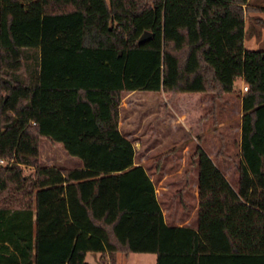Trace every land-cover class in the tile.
Instances as JSON below:
<instances>
[{"label":"trees","instance_id":"trees-1","mask_svg":"<svg viewBox=\"0 0 264 264\" xmlns=\"http://www.w3.org/2000/svg\"><path fill=\"white\" fill-rule=\"evenodd\" d=\"M23 1L26 12L11 9ZM247 3L0 0V264H88L87 253L264 264V50L243 46ZM237 78L247 90L236 189L196 147V229L169 226L118 129L122 97L220 98ZM42 139L80 167L41 166Z\"/></svg>","mask_w":264,"mask_h":264},{"label":"rangeland","instance_id":"rangeland-1","mask_svg":"<svg viewBox=\"0 0 264 264\" xmlns=\"http://www.w3.org/2000/svg\"><path fill=\"white\" fill-rule=\"evenodd\" d=\"M32 1L36 2L37 0ZM261 3L264 4V0H248L249 6H259ZM25 6L26 2L23 1L12 5L11 9L26 12ZM251 16L252 18H261L264 21V10L252 14L248 13L247 17ZM252 18L247 21L244 48L264 50V22L256 23ZM244 87L246 84H242L236 79L233 93L223 95L220 98L213 94H207L213 98V101L210 102L209 106H204V109H198L200 99L195 93L174 95L163 92L135 91L123 95L120 110L121 128L122 130L133 129L137 133V136L132 137L131 140L135 149V161H141L144 153L142 149L153 148V151L146 155L143 164L149 173L154 172V170L155 173H175L182 164H186L184 169L189 170L190 157L195 151L194 145L190 135L183 132L184 136L180 130L174 132L173 120H177L178 117L189 120L210 116L213 120V127H216L214 125L217 124L221 125L222 122H227L226 125H229L225 127L226 150L215 134L210 147L213 150H219L220 153L208 154L216 166L224 174H227L229 182L234 186L237 181L236 168L240 159L235 131L242 112L240 102L245 93ZM211 108L214 109L213 114L210 113ZM183 146L188 148L185 153H181ZM39 163L41 166L63 170L80 167L79 159L68 156L60 143H50L44 139L39 144ZM22 169L25 174H31L34 171L31 166H23ZM174 179L175 177L166 180V182ZM97 258V253H88L85 261L90 264H98ZM154 259L153 254H129L128 256L120 254L117 264H152Z\"/></svg>","mask_w":264,"mask_h":264},{"label":"crops","instance_id":"crops-1","mask_svg":"<svg viewBox=\"0 0 264 264\" xmlns=\"http://www.w3.org/2000/svg\"><path fill=\"white\" fill-rule=\"evenodd\" d=\"M247 6L249 7L250 11L245 12V19H244V34L247 32V21L248 19L251 20V17H247L248 13H253L257 11L264 10V4L261 3L259 6H249L247 3ZM255 20L256 23H263L264 21L261 18H252ZM243 46H244V37H243ZM240 83L245 84L244 81L240 78H237ZM236 79L234 80V86H235ZM133 93V92H131ZM198 97L199 104L198 109H204V106H209L210 102L213 101L212 97H209L207 94H199L195 93ZM200 96V98H199ZM241 105V102H240ZM242 110V108H241ZM214 109L211 108V112L213 114ZM242 112L240 114V119L238 122V125L236 126L235 136L237 137V144H238V151L240 153V144H241V117ZM213 120L209 116L205 117H198L197 119H181V117H178L177 120H173L174 122V132H177L180 130L183 134V132L186 133V135H190V139L193 142L194 149L196 147L201 148L212 160L211 156L208 153H220L219 150L216 151L215 149L210 147V143L213 140L212 138L215 137V134L218 137V141L220 140L221 144H223L224 150L227 148V143L225 141V127L229 126L226 125L227 122H222L221 125L217 124L214 125L216 127H213ZM211 122V123H210ZM179 124V125H177ZM122 123L121 120L118 124V129L123 135V137L130 141L132 140V137L137 136L136 131L133 129H126L122 130L121 128ZM172 126V125H171ZM216 128V129H215ZM170 131V130H169ZM173 131V130H171ZM184 135V134H183ZM185 136V135H184ZM220 137V138H219ZM225 145V146H224ZM143 155L141 157L140 162H136L134 159V165H138L143 167L146 174L150 178V180L153 182L155 187V193L157 200L160 204L164 221L169 226H176V227H188L191 229H196V211L198 207V188H197V182H196V170H192L189 175H186V170L184 169L186 164H182L178 171L175 173H155L154 172L149 173L148 170L143 166L145 162V157L148 153L153 151V148L150 149H142ZM188 150L187 146H183L181 148V153H185ZM222 150V149H221ZM222 153H224L222 151ZM183 159V156H182ZM218 168V167H217ZM219 169V168H218ZM220 170V169H219ZM220 172L224 175V177L227 179V174H224L221 170ZM237 175V173H236ZM175 179L173 181H168L171 178ZM230 183V182H229ZM237 183V181H236ZM231 187L233 189H236V184L233 186L230 183ZM88 254V253H87ZM86 254V255H87ZM98 254V264H117L118 256L121 253H118L116 255V259L114 263H111L109 258H104L103 261L100 259V254ZM134 254V253H131ZM125 255V254H122ZM129 255V254H128ZM126 255V256H128ZM154 255V254H153ZM155 259L152 264H155L156 262V256L154 255ZM86 258V256H85ZM153 260V259H152ZM151 260V261H152ZM86 262V261H85ZM90 264V263H88Z\"/></svg>","mask_w":264,"mask_h":264},{"label":"water","instance_id":"water-1","mask_svg":"<svg viewBox=\"0 0 264 264\" xmlns=\"http://www.w3.org/2000/svg\"><path fill=\"white\" fill-rule=\"evenodd\" d=\"M149 37H150V33H148V32H144V33L140 36V38H139V40H138V43H143V42L146 41Z\"/></svg>","mask_w":264,"mask_h":264},{"label":"built area","instance_id":"built-area-1","mask_svg":"<svg viewBox=\"0 0 264 264\" xmlns=\"http://www.w3.org/2000/svg\"><path fill=\"white\" fill-rule=\"evenodd\" d=\"M244 90L246 91L247 90V87H244ZM0 163H3V160H0Z\"/></svg>","mask_w":264,"mask_h":264}]
</instances>
